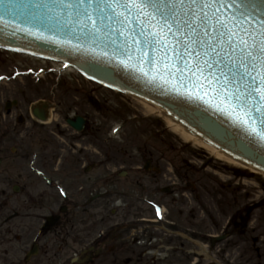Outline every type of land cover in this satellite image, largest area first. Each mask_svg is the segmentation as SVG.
<instances>
[{
	"label": "rangeland",
	"instance_id": "obj_1",
	"mask_svg": "<svg viewBox=\"0 0 264 264\" xmlns=\"http://www.w3.org/2000/svg\"><path fill=\"white\" fill-rule=\"evenodd\" d=\"M50 67L52 68L40 60L0 50V75L9 74L14 69L24 71L28 75L30 71L38 72L39 69L47 70ZM61 73L59 76L57 73L54 75L46 71V75L37 81L29 76L20 79L19 82L26 92L25 105L44 100L52 125L56 122L62 124L68 116L86 113L88 126L79 134L67 130L64 133L66 136L55 137L48 132L51 148L44 151H39L37 146L32 148L40 154L36 160L29 158L25 167L30 169L32 161H36L37 166H44L57 182L64 181L62 188L70 198L68 209L73 215L72 219L78 222L79 229L67 235L63 216L61 224L41 239L38 253L30 258L28 264H64L72 253L80 251L90 241L94 233L89 234V228L98 220L93 218L87 227L80 224V221L84 215L82 207L85 200L94 194H104L109 199L111 205H107L106 209L115 208L116 205L123 208L130 198L159 200L168 210L169 220L178 219L186 229L193 230L196 227L206 233L212 231V217L219 221L220 225L227 214L244 206L250 212L247 230L258 234L264 244L263 175L217 160L203 149L186 143L167 127L162 117L146 113L138 99L87 82L75 72ZM4 87L5 83H1L0 91H6ZM87 94L89 102L85 98ZM92 99L100 105L99 112L91 106ZM50 126L46 128L50 129ZM24 142L28 143L26 137ZM52 150L62 155L60 165L53 163L50 157ZM146 161H149L150 165L149 170L145 172L143 167ZM85 168H88L86 172ZM120 171L129 174L119 177L117 173ZM38 182L33 194L39 203L40 216L57 212L58 206L64 202L59 191L46 187L42 179H38ZM137 182L140 184H136ZM168 186L178 190L176 196H168L160 191ZM147 188L149 190H146ZM197 196L200 203L194 202ZM180 198L184 201L182 208L173 203V200ZM91 206L94 208L92 213L97 214L96 205ZM178 209L183 210L181 218H178ZM164 226L165 224L161 227ZM160 229L159 227L154 233L161 242L157 240L153 244L157 246V251L167 255L161 264H191L193 255L182 254L179 248L180 240L171 238V234L165 235ZM119 234L125 235V240L129 242L136 238L142 245L146 241L147 233L124 230ZM29 238L28 236L25 240L26 244ZM168 240L172 242L165 247ZM161 246L166 250L162 252ZM173 247L178 249L172 250ZM18 248L20 244L15 245L14 261L15 258L18 261V258L22 257L20 252H17ZM184 249L197 253L204 250L203 254L206 255L199 264H208L209 259H213V253L208 248L198 250L193 244L184 243ZM3 260L5 257L0 251V264ZM262 263L264 264V261ZM4 264H11L10 257ZM106 264H111V261Z\"/></svg>",
	"mask_w": 264,
	"mask_h": 264
},
{
	"label": "snow or ice",
	"instance_id": "obj_2",
	"mask_svg": "<svg viewBox=\"0 0 264 264\" xmlns=\"http://www.w3.org/2000/svg\"><path fill=\"white\" fill-rule=\"evenodd\" d=\"M21 7L9 2L4 14L15 17ZM32 8L40 11L24 13L25 22L111 47L113 59L149 84L207 91L218 107L230 108L238 123L264 139V16L253 15L255 2L40 0ZM54 8L75 17L78 35L48 15Z\"/></svg>",
	"mask_w": 264,
	"mask_h": 264
},
{
	"label": "flooded vegetation",
	"instance_id": "obj_3",
	"mask_svg": "<svg viewBox=\"0 0 264 264\" xmlns=\"http://www.w3.org/2000/svg\"><path fill=\"white\" fill-rule=\"evenodd\" d=\"M20 79L22 78L7 81L8 83L6 82L4 87L7 90L0 91V251L5 257L2 264L9 257L11 264H24L20 258L18 261L17 258H15L16 261L13 259L15 245L20 244L17 252L19 251L21 255L27 251L29 246V251L32 250L37 240L40 239V207L36 196L33 194L39 184L35 175L43 173L50 178L52 183L60 186L64 184V181L57 182L44 166H37L36 161H32L30 169L25 167L29 158L36 160L40 154V152H34L32 148L37 146L39 151L50 149L49 145L52 143L49 142L48 132L55 137L58 135L66 136L64 133L67 130L74 133V130L63 123L57 124L56 122L52 125L50 122L43 123L32 118L30 112H27L28 103L26 105L24 103L26 92L21 86L22 83L19 82ZM39 101L45 102L44 100ZM81 115L85 119V129L89 123L88 114ZM48 125H51L50 129L46 128ZM25 137L28 139L27 144L24 142ZM39 139L40 141H38ZM50 157H52L54 164H61L62 155L57 151L52 150ZM84 171L86 172V169ZM128 174L129 172H127ZM136 184L140 183L137 182ZM160 191L172 197L178 193V190L172 186L161 188ZM129 200L131 202H126L122 206L123 208L106 209L105 207L110 206L111 203L104 194H101L95 203L91 204L96 205L97 214L95 215L92 213L94 208L91 205L83 206L84 215L80 224L87 227L92 223L93 218H97L98 221L89 228L91 230L89 234L94 233L93 239L84 246L83 250L86 252L79 253L80 261L76 264H95L99 260L100 264H106L109 260L111 264H161V261L167 258V255L157 251V246L153 244L157 240L159 242L161 240L154 233L159 230V227L155 225L156 222L153 220L152 204L158 207L157 211L164 205L159 200L154 201L148 198ZM183 202L182 198L173 200V203L178 204L181 208L184 206ZM194 202L200 203L198 196ZM123 212L125 214H122ZM165 212L166 215L163 216V220L167 224L160 229V232L167 236L171 234V238L175 237L180 240L179 248L182 254L193 255L194 260L191 264H199L203 260V256L201 253L185 251L184 243L193 244V247L198 250L206 245L213 253V260L209 261L208 264H223V262L224 264H263V240L258 237V234L255 235L254 231L247 230L250 212L246 207L242 206L229 214L226 212L225 220L220 225H218L219 221L211 216L213 222L211 233L199 231L196 227L193 230L186 229L180 220H169L168 210ZM178 212V218H181L183 210L178 209ZM63 216L65 217L64 228L67 235L77 232L79 224L72 219L73 215L69 209ZM63 216H60L50 231L61 224ZM124 230L138 233L144 231L145 234L147 233L145 243L140 245V240H136V238H132L130 242L129 240L126 241V236L119 234ZM49 233L44 234L43 238ZM201 235L204 236L201 237ZM28 236L30 238L26 244L25 240ZM212 238L217 240L211 243ZM171 242L168 240L165 247ZM25 244L26 246L23 247ZM165 247L161 246L162 252L166 250ZM174 249L178 248L173 247L172 250ZM38 250L39 247L37 253ZM109 256L112 258L110 259ZM82 260L83 262H81Z\"/></svg>",
	"mask_w": 264,
	"mask_h": 264
},
{
	"label": "water",
	"instance_id": "obj_4",
	"mask_svg": "<svg viewBox=\"0 0 264 264\" xmlns=\"http://www.w3.org/2000/svg\"><path fill=\"white\" fill-rule=\"evenodd\" d=\"M9 2L22 6L20 13L15 17L4 14V6ZM38 2L40 0H4V4H0V16H3V19H0L1 44L71 62L87 77L163 108L210 144L264 171V139H260L238 123L236 114L230 108L222 104L218 107V101L212 99L210 93L191 88H180L177 91L173 90L171 85H162L159 81L149 84L142 75L126 70L118 63V59H113L111 47L104 48L103 44H93L89 40H76L68 31L52 25L43 27L25 22L24 13L40 11L32 8ZM236 2L239 3V0ZM252 2L256 3L253 15L257 19L264 16V5L260 4L259 0H250V3ZM226 14L230 12L226 11ZM48 15L62 24L68 23L72 33H80L81 25L67 10L62 12L59 8H54ZM76 45L79 47H75ZM172 83L175 84L176 81ZM38 113L39 117L44 119L43 113ZM68 123L76 130H81L84 120L76 118L75 123ZM256 127L259 131L258 124Z\"/></svg>",
	"mask_w": 264,
	"mask_h": 264
},
{
	"label": "bare ground",
	"instance_id": "obj_5",
	"mask_svg": "<svg viewBox=\"0 0 264 264\" xmlns=\"http://www.w3.org/2000/svg\"><path fill=\"white\" fill-rule=\"evenodd\" d=\"M140 103L146 113H150L152 115H158L162 117L163 121L166 123L167 127L177 136H179L183 141L186 143H191L192 145H195L207 153H209L212 157H214L217 160L224 161L227 164L233 165L235 167L242 168L244 170H248L251 173L254 174H260L264 176V173L259 172L255 170L254 168L241 163L240 161L236 160L235 158L228 156L221 152L220 150L216 149L213 146L208 145L207 143L203 142L200 138L194 136V134H191L186 129H184L183 126H180L179 123L176 121H173V119L169 116H166L165 112L161 110L160 108L151 105L143 100H140Z\"/></svg>",
	"mask_w": 264,
	"mask_h": 264
}]
</instances>
